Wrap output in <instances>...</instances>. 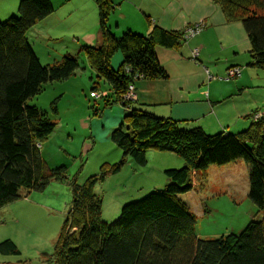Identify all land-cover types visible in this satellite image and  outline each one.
Returning <instances> with one entry per match:
<instances>
[{"label":"trees","instance_id":"obj_1","mask_svg":"<svg viewBox=\"0 0 264 264\" xmlns=\"http://www.w3.org/2000/svg\"><path fill=\"white\" fill-rule=\"evenodd\" d=\"M210 1L226 22L241 24L249 45L246 67L264 71V0ZM95 3L100 45L81 46L79 51L93 71L90 92L98 90V82L110 92L111 101L101 108L118 106L123 112L108 134L121 157L101 165L81 183L67 176L64 165L45 163L40 145L56 123L28 102L45 84L73 75L79 64L77 56L68 53L58 62L40 63L27 34L54 12V6L51 0H19L14 13L0 18V209L20 199V191L41 193L52 182L69 188V209L51 255L54 264H264V219L251 221L238 234L200 238L194 232V214L180 199L194 188L192 171L205 182L209 167L241 161L247 170L246 197L264 212V114L236 133L207 134L201 127L188 128L133 108L132 100L124 98L130 85L134 89L138 79L167 78L155 48L175 49L194 37L182 42L183 29L167 31L154 25L147 35L129 29L116 35L108 25L111 0ZM115 53L121 59L113 68L109 63ZM55 101L49 105L53 117L58 114ZM149 151L173 154L181 167L162 171L166 183L161 191L124 204L115 221L102 222L96 185L120 172L127 161L144 167ZM13 255H19L15 244L0 241V256Z\"/></svg>","mask_w":264,"mask_h":264},{"label":"rangeland","instance_id":"obj_2","mask_svg":"<svg viewBox=\"0 0 264 264\" xmlns=\"http://www.w3.org/2000/svg\"><path fill=\"white\" fill-rule=\"evenodd\" d=\"M95 18L97 19L96 16ZM83 21L87 24L86 28L92 22L85 14ZM44 22L34 26V33L40 34L38 37L42 39L33 36L32 39H35L32 47L40 63L51 64L58 62L61 57L51 53L47 58L48 50L57 52L59 45H74V40L72 41L70 36L49 38L50 31L49 28L43 27ZM69 23L72 26L70 18ZM64 29L69 33L66 31L70 29L68 23L63 25ZM31 31L33 32V29ZM97 35L99 36L98 33ZM243 42L247 50L245 35ZM244 49L242 54L248 57ZM76 56L79 68L73 75L66 80L45 84L40 93L28 103L40 108L56 123L53 133L40 145V153L45 163L49 167L64 165L67 176H75L77 182L81 183L85 178L96 174L101 165L119 161L121 152L110 143L108 134L121 122L123 116L114 127L102 135L106 126L101 121H108L105 116L110 109L101 107L106 100L111 101L108 97L110 92L104 90L100 82L97 84L98 90L90 92L93 75L83 54L79 52ZM255 72L264 76V71ZM225 73L221 76L213 74L214 78L211 80L225 79ZM95 80L98 81L96 78ZM259 80L264 81V77ZM253 92L256 96L261 93L256 88ZM55 98L58 114L53 117L49 105ZM93 112L101 113L96 117L92 115ZM261 115L254 114L250 122L259 119ZM90 121L95 124L91 126ZM92 127L96 138H93ZM161 156L164 160L155 159L149 154L144 167H136L127 161L120 172L108 175L96 185L94 192L101 200L102 222L112 223L117 219L124 204L136 201L150 192L162 190L166 183L163 169L179 168L181 165H177L179 159L173 154L164 153ZM191 175L194 188L189 195L193 201V207L190 208L196 218L194 232L198 237L216 238L227 233L238 234L251 221L264 219V212L258 211L246 197L247 170L241 161L209 167L205 172V182H200L193 171ZM19 195L21 197L16 202L0 209V241L11 240L19 255L0 256V264H54L51 255L69 209V188L63 183L52 182L41 193L20 191ZM181 200L186 201L185 198Z\"/></svg>","mask_w":264,"mask_h":264},{"label":"crops","instance_id":"obj_3","mask_svg":"<svg viewBox=\"0 0 264 264\" xmlns=\"http://www.w3.org/2000/svg\"><path fill=\"white\" fill-rule=\"evenodd\" d=\"M51 1L54 12L42 20L45 21L43 27L49 28L48 37L58 36L60 39L70 36L72 41L74 40V45H59L57 52L48 50L47 58L51 53L57 54L58 57L65 53L76 56L81 46L100 45L95 23L97 22L95 0ZM111 2L113 9L108 17V25L116 35L126 29L147 35L153 25L167 31H180L197 22L204 24L198 36L178 48H155L156 57L165 69L167 78L135 81V98L131 102L133 108L143 109L160 118L178 121L181 126L188 128L201 127L207 134L236 133L248 126L254 114H264V81H258L264 76L256 74V69L246 67L249 55L247 57L242 54L245 48L244 30L239 22H226L220 9L210 0H111ZM17 3L18 0H0V18L14 13ZM84 14L92 21L88 26L90 28H86ZM67 23L70 29L66 31L69 33L63 30V25ZM32 29L33 32L30 29L27 34L31 44L35 38L42 39L38 37L40 34L34 33V27ZM33 36L37 37L32 39ZM195 48L198 50V57L197 60H192L191 50ZM248 49L247 42L245 52L248 53ZM120 59V54L115 53L110 59V66L117 67ZM231 67L240 68L237 77L228 80L207 78V73L221 76ZM102 85L103 89L108 91L107 85ZM254 88L261 91L260 95L254 94ZM103 89L101 87V90ZM122 115L121 108L112 107L105 116L108 121H101L106 126L102 135L114 127ZM89 124L93 126L95 123L90 121ZM93 136L96 138L94 132ZM149 154L155 159L164 160L161 156L163 153L155 154L149 151L146 158ZM176 163L181 165L179 161ZM191 192L182 195L180 199L185 198L186 201L183 202L191 212H194L190 208L193 207V201L189 198Z\"/></svg>","mask_w":264,"mask_h":264},{"label":"built area","instance_id":"obj_4","mask_svg":"<svg viewBox=\"0 0 264 264\" xmlns=\"http://www.w3.org/2000/svg\"><path fill=\"white\" fill-rule=\"evenodd\" d=\"M203 27H204L203 22H197V23H194L190 26L185 27L182 31V36H181L182 42H186L187 40H190L191 38L195 37L198 33H200V31L202 30ZM197 56H198V50L196 48L192 49L191 50V59L196 60ZM205 72L207 73V70H205ZM239 72H240L239 68H230L226 72L225 79L228 80V79L237 77L239 75ZM207 78L210 80V79H213L214 77L207 73ZM124 97L126 100H133L135 98L134 89H133L132 85H130L128 87V90H127L126 94L124 95Z\"/></svg>","mask_w":264,"mask_h":264}]
</instances>
